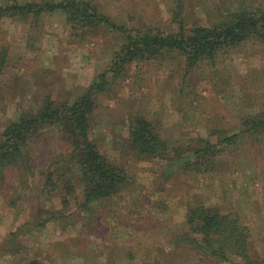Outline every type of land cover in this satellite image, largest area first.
Segmentation results:
<instances>
[{"label":"rangeland","instance_id":"374dc122","mask_svg":"<svg viewBox=\"0 0 264 264\" xmlns=\"http://www.w3.org/2000/svg\"><path fill=\"white\" fill-rule=\"evenodd\" d=\"M89 1L117 25L169 32L180 29L182 21L209 25L220 20L226 8L236 7L230 6L231 0ZM179 12L182 17L176 16ZM125 41L124 33L111 26L75 33L59 13H44L39 21L2 18L0 132L46 95L56 102L80 97L110 67ZM185 62V57L172 53L136 63L100 99L92 137L109 159L128 170L131 181L117 201L95 203L91 214L81 210L76 202L82 194L79 172H75L69 176L75 190L64 204L61 191L52 192L40 174L47 162L36 165L28 186L16 171L6 174L0 182V264L32 259L43 264H241V259L226 263L169 242L166 228L184 227L188 205L197 203L217 205L240 216L255 232L250 240L252 254L264 258L262 141L243 139L238 148L233 146L216 158L214 170L187 175L175 153L171 163H161L132 149L128 126L137 116L152 121L168 145L182 150L185 157L201 148L203 140L204 146L208 141L218 143L224 135L242 130L246 115L264 109V44L246 43L222 53L215 64L202 62L192 71ZM55 138V149L65 154V138L57 134ZM32 148L34 154L38 152ZM40 209L45 213L40 215ZM140 210L144 216L156 214L161 224L153 222L154 216L152 221L135 218L146 222L143 229L134 230V223L126 225L121 219ZM161 225L165 231L161 232ZM11 232H16L17 241ZM18 242L23 247L18 248Z\"/></svg>","mask_w":264,"mask_h":264},{"label":"trees","instance_id":"16d2710c","mask_svg":"<svg viewBox=\"0 0 264 264\" xmlns=\"http://www.w3.org/2000/svg\"><path fill=\"white\" fill-rule=\"evenodd\" d=\"M232 5L236 7L226 8L221 19L209 25L202 22L186 25L182 21L180 29L169 32L154 27L131 29L123 24L117 25L108 13H103L89 0L0 2V20L8 16L39 21L44 13H59L66 16L75 33L111 26L124 33L126 39L114 53L110 67L80 97L74 101L56 102L51 95H46L36 108L21 113L17 119L3 126L0 132V182L11 170L16 171L22 183L28 186L29 176L34 175L36 165L47 162V168L40 174L46 178L52 192L61 191L64 204L69 201L68 195L75 190L73 178L69 177L75 172H79L82 193L76 202L83 211L91 214L93 204L110 203L120 194L124 195L131 183L128 170L109 159L92 137V119L101 97L111 91L115 81L126 77L132 65L139 62L163 59L177 53L185 57L186 68L192 71L202 62L215 64L222 53L238 49L246 43L264 44V0H231ZM176 16L182 17L181 12ZM243 122L242 130L224 135V139L218 143L208 141L204 146L206 140H203L201 148L189 152L185 157L182 150L168 145L157 126L146 117L131 119L129 139L133 151L144 159L171 163L174 160L172 154L175 153L181 158L178 163L186 175L207 173L214 170L216 158L223 151L241 144L243 139L250 137L262 141L264 145V109L246 115ZM55 134L65 138L68 147L65 154L55 149ZM33 146L38 150L35 154ZM51 153L56 154L54 158L45 160ZM141 210L133 212L132 217L127 214L121 219L125 220L126 225L134 223V230L143 229V222L147 219L152 221L153 216V222L161 224L156 214L148 212L144 216ZM41 213H45L43 209H40ZM112 215L120 218L116 212H112ZM141 217L146 220L134 221ZM51 220L49 218L39 224L45 226ZM168 227L169 242L175 243L176 247L190 248L201 256H212L226 263L241 259V264H264V258L252 254L250 240L255 232L251 226L244 223L240 216L225 212L217 205L190 204L184 227L175 230ZM160 229L161 232L164 230L163 225ZM10 234L14 236L13 241H17L16 232ZM22 245L17 243L18 248ZM24 264L43 263L39 259H32Z\"/></svg>","mask_w":264,"mask_h":264},{"label":"crops","instance_id":"0c3cea01","mask_svg":"<svg viewBox=\"0 0 264 264\" xmlns=\"http://www.w3.org/2000/svg\"><path fill=\"white\" fill-rule=\"evenodd\" d=\"M92 81V80H91ZM91 81H90V83H88L89 85L91 84ZM85 88V87H84Z\"/></svg>","mask_w":264,"mask_h":264}]
</instances>
